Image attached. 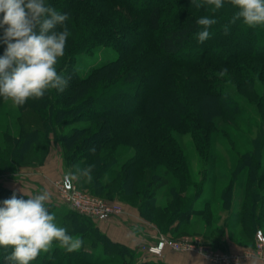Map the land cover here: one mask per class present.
Listing matches in <instances>:
<instances>
[{
	"label": "rangeland",
	"instance_id": "374dc122",
	"mask_svg": "<svg viewBox=\"0 0 264 264\" xmlns=\"http://www.w3.org/2000/svg\"><path fill=\"white\" fill-rule=\"evenodd\" d=\"M45 1L49 3L51 0ZM59 1H64V4L51 6L56 9L70 8L68 12L76 9L74 16L72 18L69 16L68 26L71 31L67 40L70 43L80 44L76 63L80 72L89 70L93 65L103 61L117 58L121 54V45L108 46L107 41H103L102 44L95 43L101 30H104L105 38H111L108 39L109 42L112 39H118L121 43L120 40L131 39L132 31H135L137 36L143 37L146 33L144 29L147 20L146 11L151 5L156 2L164 4V21L171 18L173 13H177L178 7V5L170 4L171 0ZM106 10L110 12L108 11V13ZM68 12L66 13L69 15ZM161 33V30H157L150 40L141 44V47L127 52L128 57L124 59V62L122 61L121 66L117 67L119 79L138 76L139 73L135 72L136 69L133 65L140 61L139 58L142 56L146 61L145 64H142L144 68L146 64L154 66V61H147V58L148 56H160L156 52H152V49L155 48L152 41L160 37ZM0 35H2V31H0ZM257 36L254 45L247 43L253 51H258L261 47L259 42L264 39V32H260ZM235 41L234 38H231V46L224 51L225 56L233 51L232 47ZM88 43L95 47L86 48ZM200 46L197 43L192 47V50H196ZM5 47H0V56L3 55ZM70 52L71 50L65 49L64 54ZM222 69H227L224 76L219 75ZM207 71V75L210 76L207 85L214 90L225 92L231 99H234L233 104H238V111L232 115L216 116L206 123L203 129L201 127L197 129L196 111L199 96L203 88H206L203 84L205 75H202V79L197 74H190L187 68L173 67L171 71L173 83L164 92L166 97L170 98L169 100L176 99L185 103L186 110L179 111L182 114L178 113L182 118L180 122L184 121L183 126H172L171 119L165 115L152 121L154 130L156 124L160 122L164 125L168 124L167 129L170 133L161 131L157 132L155 136L159 135V140L163 141V145L166 144L165 147L170 149L169 154H172V160L169 159L167 161L169 163L162 164L159 162L158 154L154 156L157 163L155 160L144 161L147 165L139 171L134 179V190H138V193L122 195L120 191L113 192L109 188H102V183L100 184L97 179L95 182L94 174L91 183H84L82 180L73 183L78 190L84 193H90L105 201L119 203L122 206V212L119 215L127 216L135 212L139 214L143 219L142 223L146 224V228L156 231L154 237L148 239L147 243L154 242L160 236L176 239L198 237L210 243L213 248L230 250L234 255L245 250L253 251L256 253L255 257L248 263L264 264V248L259 250L257 246V233L258 230L264 231V219L253 223L250 216L251 210L258 213L260 207L264 210L263 200L257 201L252 196L253 183H251L252 170L250 169L251 165H254L253 168L257 169V174L260 175L258 160L262 161L261 168L264 167V59L254 61L250 57H245L237 59L232 65L210 64ZM185 73L188 76H185ZM63 75L66 77L67 72ZM246 80L248 81L246 82ZM69 81L71 82V79ZM104 84L107 85L105 86L107 89L112 88L108 86L110 80ZM48 94V97L45 94L42 99L30 98L23 106H16L10 100L0 97V181L13 191L22 194L24 192L25 195L31 197L47 190L51 195L48 202L49 212L55 215V222L58 226L68 229L71 226L69 222L73 218L68 210L73 208L63 201L56 183L75 165L80 164L82 167L87 165L88 161L79 150L80 147L84 148L81 144L83 136L91 135L94 130L102 126L103 121L86 119L81 113V109L63 113L64 118H71L72 121L60 128L57 127V131L49 133L50 149L43 162L19 165L18 155L22 152L24 140L27 138L26 134L34 129L44 128L45 117L42 112L45 108L40 107L43 106V100L49 101V103L46 102V105L43 103L45 106L51 104L50 107H52L58 104V107H63L59 101L57 102L55 93L50 90ZM173 106L178 105L173 104ZM119 118L121 117L119 116ZM149 121L144 120L143 122ZM79 126L89 127V129L76 137V143L67 146L60 136L64 133L76 136ZM121 129V135L115 141V159L109 157V162H112L111 167L103 172L100 177L101 182L109 181L119 174L128 158L135 153L132 143L138 140L137 138L144 137V133L138 132L135 127L128 125ZM205 129L209 132H205ZM169 135L171 141L174 139L178 143V151L176 147L171 149L170 141L168 142L167 139ZM248 152H255L254 155L249 156L251 157L249 168L244 165L246 163L244 157ZM152 159L154 158L152 157ZM179 160H183L186 164L183 165L184 162L180 164ZM177 163L179 168L175 171L171 166L177 165ZM156 174L159 177L167 176L169 182L153 191V186H146V184ZM111 182H114V178ZM263 186L264 183L259 187L257 185V188L262 190ZM152 202L154 203L153 207L150 206ZM143 209L144 214H142ZM184 210L187 212L184 213ZM182 211L183 215L181 216L180 212ZM67 214L69 217L64 221ZM81 214L88 219L83 221V219L76 218L79 222L83 221L86 224L81 231L83 234L73 233L71 235L82 238V247L89 250L92 256L98 257L102 262L100 264H159L157 262L167 259L168 251L182 256L197 254L210 264H216L196 251H175L169 248L164 256L148 254L143 249V243L133 252L124 248L120 251L119 246L106 243L100 234L101 232L107 235L105 232L107 228L103 222L110 221L114 217L112 214L100 219ZM171 217L173 221H169ZM54 245L58 244L54 242L52 248ZM86 264L91 263L87 262Z\"/></svg>",
	"mask_w": 264,
	"mask_h": 264
},
{
	"label": "trees",
	"instance_id": "16d2710c",
	"mask_svg": "<svg viewBox=\"0 0 264 264\" xmlns=\"http://www.w3.org/2000/svg\"><path fill=\"white\" fill-rule=\"evenodd\" d=\"M45 2L46 4L53 6L64 4V1L59 0H51L49 3H47V1ZM171 2L169 3L178 5V7L177 13H173L168 20H163V3L156 2L146 11L147 20L145 21L146 24L144 28L146 33L143 37L137 36L135 31H132L130 35L131 39H123L120 40L121 43H119V40L115 38L116 40L112 39L109 42L108 39L110 37L105 38L103 36L104 30H101V32H99L98 40L95 43L102 44L103 41H107L108 46H115L114 44L121 45V54L117 58L93 65L89 70L80 72V69L76 64L79 57L77 55L79 54L78 49L80 44L70 43L67 40L65 49L71 50V52L58 58L55 67L60 74L67 72L66 78L71 79V82L69 81L68 87L63 92L51 90L56 94L55 97H57V102L59 101L63 107H58V104L52 107H50L51 104L45 106L49 101L43 100V106L40 107L45 108L42 112L45 117L43 121L44 128L34 129L26 134L27 138L24 140L25 142L23 143L22 152L18 155L19 165L42 163L50 149L49 133L55 130L57 131V127L60 128L64 124L72 121L71 118H64L62 114L69 113L73 109H81V113H83L86 119H99L103 121L102 126L94 130L91 135L88 134L83 136L81 144L84 148L80 147L79 149L82 151V156L88 161L87 164H95L93 172L95 175V182L97 179L100 184L102 183V188H109V190L113 192L120 191V194L122 195L132 194L133 192L138 193V190H134V179L139 171L147 165L144 161L155 160L156 162L154 156H157L158 154L160 156L159 162L162 164L169 163L167 162L169 159L170 161L172 160V154H169L170 149L165 147L166 144L163 145V141L159 140V135L155 136L157 132H169L167 129L168 124L164 125V123L160 122L159 124H156L154 130L152 121L157 119V117L165 115L168 119H171L170 122L172 126H183L184 121L180 122L182 118L179 117V114H182L180 112H182L183 109L184 111L186 110L185 103L176 99L169 100L170 98H167L166 93L164 92L165 89L170 87L173 83L172 81L174 79L171 75L173 67L187 68L190 74H197L199 75V78L202 79V75H205L203 84L206 88H203L202 93L199 96L196 111L197 117L195 124L197 125V129H200V127L203 129L206 123H209L216 116L225 114L232 115L239 110L238 104H233L234 99H231L225 92L214 90L211 86L207 85L210 81V76L207 75V67L210 64H216V66L232 65L237 59L245 57H250L254 59V61L263 60L264 39H262V41L260 40L259 44L261 47L258 51L251 50L248 44L254 45L256 36H259L260 32H264V25L249 27L245 25L242 20L230 23L232 16L238 9L228 3V0H224V6L218 10L214 9V6L212 5H207L205 0H196L197 3L203 5L200 8H197L192 0H171ZM70 6H72V3H70ZM68 9L70 8L65 7L57 9V11L66 13L69 11ZM106 11L108 12L109 10ZM74 12H76V9L68 12L71 18L74 16ZM203 16L215 19L217 23L209 28L210 37L201 43L197 38V33L201 30L200 26L197 24V20ZM66 23L68 25L70 22L67 21ZM225 26L228 27L227 34L224 30ZM68 28L70 32V26H68ZM115 28L117 29V27ZM157 30H161L162 33L160 37L152 41L156 48V50L155 48L152 49V52H156L160 56H148L147 58V61H154V66H147L146 64L144 68L142 64H145L144 62L146 61L142 56L139 58L140 61L133 65L136 69L135 72L137 71L139 75L119 79L117 76V67L121 66L122 61L124 62V59L128 57L127 52L141 47V44L150 40V37L152 38ZM231 38L236 40L232 47L233 51L225 56L224 51L231 46ZM197 43L201 46L196 50H192V47ZM2 46L5 47L6 45L0 43V47ZM85 47L91 49L95 46H91V43H88ZM126 53L127 55H125ZM182 54L185 55L181 56ZM133 66L131 65V67ZM184 75L186 76L187 74L185 73ZM107 80H110V85L108 86H111V89L110 87L108 89L105 87L107 85L104 83ZM247 81L248 80H246V82ZM48 92L45 93L47 97L49 96ZM173 104L178 106L174 107ZM119 116L121 118H119ZM144 120L150 121L144 123ZM128 125L135 127L138 132L140 131L144 133V137L137 138L138 140L132 143V146L135 148V153L128 158L127 163L123 166L119 174L113 177L114 182H111L113 178L109 179V181L101 182L102 180L100 177L103 172L111 167L110 164L112 162H109V157L111 156V159H115V141L118 136L121 135V128H126ZM140 126L141 128H138ZM88 129L89 127L79 126L76 136L64 133L60 137L63 138L67 146H72V144L76 143V137H79L81 133L86 132ZM206 131L207 129H205V132ZM207 132H209V130ZM167 139L168 142L170 141L171 149L176 147V150L178 151V143H176L174 139L171 141L170 135ZM92 148L95 149V152L90 151ZM254 153L255 152H248L244 157L246 161L244 165H247L248 168L251 159L249 156L252 154L254 155ZM152 157L154 159H152ZM179 162L181 164V162L184 161L179 160ZM185 164L186 163L184 162L183 165ZM253 166L254 165H251L250 168L252 170L251 183H253L252 196L253 198L255 197V200L257 199V201L259 199L263 200L264 205V188H262V190L257 188V185L259 187V185L264 183V167L261 168V166H263L262 161L258 160V166L260 167L259 175L257 174V169L253 168ZM172 167L176 171L179 168V164H173L171 168ZM168 182L169 179L167 176L159 177V175L156 174V176L147 182L146 186L152 185V190L156 191L162 186L168 184ZM13 192L16 193L17 198L23 197L24 199H27V197H31L13 191L0 181V207L3 206L4 200L11 198ZM150 206L153 207L154 203H150ZM259 209V213L254 212L253 210L250 212L251 221H253V223L264 219V210L261 207ZM186 212L187 210H184V213ZM68 213L73 216L69 222L71 226L68 229L66 228L68 233L83 234L81 231H83L85 227L84 225H86L83 221L88 220L87 217L73 209L68 210ZM142 214H144V209ZM180 215H183V211L180 212ZM67 217H69V214L65 216L64 221L67 220ZM76 218L83 219V221L79 222ZM170 220L173 221L172 217L169 221ZM100 234L102 238L105 239L106 243L119 246L120 251L123 248L128 249L130 252L135 251V249L121 242L112 240L104 233L100 232ZM10 252L11 249L5 250L0 247V264H9L5 257ZM36 259L39 260H34L31 264L102 263L98 257H95L94 255L92 256V253L84 247L68 253L58 245H54L48 254L41 253ZM157 263L166 264L164 261Z\"/></svg>",
	"mask_w": 264,
	"mask_h": 264
},
{
	"label": "clouds",
	"instance_id": "9594fccd",
	"mask_svg": "<svg viewBox=\"0 0 264 264\" xmlns=\"http://www.w3.org/2000/svg\"><path fill=\"white\" fill-rule=\"evenodd\" d=\"M192 2L197 8L203 6L196 0ZM205 3L216 10L224 6V0ZM228 3L238 9L230 23L242 20L249 27L264 25V0H228ZM68 20L67 13L57 11L45 0H0V43L6 45L0 56V97L23 106L30 98L42 99L50 90L63 92L68 87L69 79L55 67L58 58L64 55L70 35ZM216 23L207 16L197 20L201 28L197 33L199 42L210 37L209 28ZM224 30L227 34L228 27ZM226 72L227 69H222L219 75ZM94 169L95 164L75 165L63 177L65 187L81 180L91 183ZM50 199V193L43 190L27 199L17 198L13 192L11 198L3 201L0 247L11 249L5 257L9 264H31L41 253L49 252L54 242L68 253L82 247V238L57 225L55 215L48 210Z\"/></svg>",
	"mask_w": 264,
	"mask_h": 264
},
{
	"label": "built area",
	"instance_id": "2783aa9c",
	"mask_svg": "<svg viewBox=\"0 0 264 264\" xmlns=\"http://www.w3.org/2000/svg\"><path fill=\"white\" fill-rule=\"evenodd\" d=\"M57 187L60 191L61 198L65 203L70 205L74 210L100 219L108 214L118 215L122 212V206L119 203L102 200L90 193H84L73 183L71 187H65L63 178L57 181ZM258 249L264 248V235L258 230ZM144 250L148 254L164 256L167 249L175 251H196L203 254L207 259L216 264H249V260L255 257V252L245 250L237 252L235 255L230 250L215 249L207 241L198 237H187L176 239L172 237H158L154 242L143 243ZM250 252V253H249Z\"/></svg>",
	"mask_w": 264,
	"mask_h": 264
},
{
	"label": "crops",
	"instance_id": "0c3cea01",
	"mask_svg": "<svg viewBox=\"0 0 264 264\" xmlns=\"http://www.w3.org/2000/svg\"><path fill=\"white\" fill-rule=\"evenodd\" d=\"M142 217L137 214L114 215L105 224V232L114 241L121 242L133 249H138L141 243L147 242L148 239L154 237L156 231L146 228V224L142 223ZM100 224V223H99ZM102 226V225H101ZM236 250H239L236 248ZM181 254V253H180ZM166 264H208L202 256L197 254H187V256L179 255L178 253L168 251ZM210 264V263H209Z\"/></svg>",
	"mask_w": 264,
	"mask_h": 264
}]
</instances>
